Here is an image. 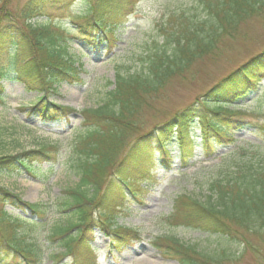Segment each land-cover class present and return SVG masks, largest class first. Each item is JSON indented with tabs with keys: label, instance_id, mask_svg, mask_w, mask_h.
<instances>
[{
	"label": "trees",
	"instance_id": "obj_1",
	"mask_svg": "<svg viewBox=\"0 0 264 264\" xmlns=\"http://www.w3.org/2000/svg\"><path fill=\"white\" fill-rule=\"evenodd\" d=\"M72 0H27L23 5L7 9L10 0H0V101L2 81L14 78L37 92V101L29 107L43 121L66 118L73 110L56 105L49 97L60 84L82 82V65L70 55L69 31L51 21L35 22L49 16V11L68 7ZM139 0H90L81 12L85 20L76 23V35L90 45L115 42V32L125 23ZM204 10L202 16L181 10L179 28L164 37L160 53L148 57L146 72L116 73L114 87L104 102L94 109L82 111L85 129L74 141L76 174L79 181L67 193L75 222L53 223L46 235L51 251L45 255L43 244L30 234L28 227L41 223L13 216L7 205L29 209L38 219L46 208L24 201L0 184V260L10 249V256L20 264H83L97 250L93 245L96 231L110 238L115 247L121 239H140L137 230L117 225L124 205L123 188L137 192L130 183L148 178L155 164L170 166L163 157L155 158V149L168 153L171 144L180 148L181 160L192 157L195 145H188L189 126L201 124L203 147L216 152L219 147L235 143V130L244 124L238 106L255 89L264 71V51L253 56L205 91L192 104L176 112L163 123L145 133L137 131L140 109L147 98L158 92L170 77L181 75L195 61L218 50L224 35L233 36L237 27L252 15L261 14L264 0H191ZM6 12H8L6 14ZM13 73L14 76H10ZM261 120L264 122V110ZM256 112V111H255ZM137 136L133 139L134 135ZM254 134L264 141V124ZM257 149L261 144L253 145ZM55 144L25 150L17 154H0V174L35 175L43 162L57 160ZM72 154V155H73ZM192 154V155H190ZM230 180L214 182L212 194L205 202L179 197L174 209L163 222L169 226L185 225L210 233L241 236L239 230L264 235V154L250 155L240 147L227 156ZM224 162V161H223ZM148 180V179H146ZM145 180V181H146ZM135 191V192H133ZM42 226V225H41ZM242 237V236H241ZM247 241V240H246ZM245 241V242H246ZM155 245L174 256L180 264H220L225 252L208 253L168 236L156 239Z\"/></svg>",
	"mask_w": 264,
	"mask_h": 264
},
{
	"label": "rangeland",
	"instance_id": "obj_2",
	"mask_svg": "<svg viewBox=\"0 0 264 264\" xmlns=\"http://www.w3.org/2000/svg\"><path fill=\"white\" fill-rule=\"evenodd\" d=\"M26 1L10 0L6 7L14 10ZM89 2L90 0H72L68 7L50 10L49 16H40L34 20L38 23L51 21L69 31L70 55L82 65V82H64L49 98L56 105L73 110L66 118L54 122L43 121L29 110L37 101L36 92L14 78L2 81L0 154H17L50 144H56L60 149L57 160L42 163L34 176L25 172L20 175L0 174V184L3 187L28 202L46 208L45 216L35 219L27 209L6 206V210L13 216L41 223L42 226L28 227L30 234L26 237H35V240L42 243L45 255L51 251L50 242L46 239L48 226L56 222H75L72 209L67 210V204L71 202L67 191L79 181L75 170L77 159L73 153L74 141L85 129L82 111L97 108L104 102L108 92L114 87L118 70L131 73L147 71L148 57L160 53L164 37L175 32L182 23V8L185 13L200 16L204 14V10L191 0H140L132 13L125 17V23L116 30L115 42L111 46L106 41L95 46L77 36L75 31L76 23L85 20L80 15ZM262 51L264 9L261 14L252 15L241 22L233 36L225 34L218 42V50L214 54L198 59L181 75L170 77L158 92L150 95L137 117V131L145 133L163 123ZM261 74L255 89L238 106L229 108L238 113L236 119L244 124L235 130V143L219 147L216 152H208L203 147L201 124L195 120L189 126L190 138L185 139L188 145L194 144L196 147L193 155L190 154L192 157L181 160L180 148L173 144L169 146L167 154L155 149V158L159 160L163 157L166 162L171 163L170 166L164 168L162 164H155L148 178L141 176L139 180L142 181L139 183L138 180H133L130 185L137 192L135 195L123 188L126 208L117 218L118 225L137 230L140 239L124 238L113 247L108 236L96 231L93 245L97 250L83 264H180L174 256L155 245L156 239L168 236L196 246L200 251L217 252L219 255L225 252L227 256H224L225 259L220 264H264V235L244 230H239L238 233L242 237L235 233H210L185 225L169 226L162 220L172 213L179 197L203 203L212 194L214 182L234 177L227 174L232 165L227 159L230 153L245 147L249 148L250 155L264 154V141L254 134L255 129L260 131L264 124L260 119L262 111L258 110H264V71ZM10 76L14 74L11 73ZM136 136L137 134L133 139ZM257 144L262 147L257 149L253 146ZM0 264L20 263L10 256L8 249Z\"/></svg>",
	"mask_w": 264,
	"mask_h": 264
}]
</instances>
